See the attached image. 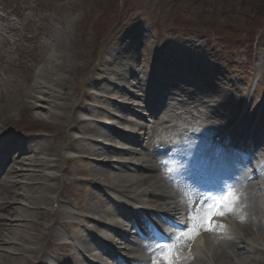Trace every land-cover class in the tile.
Returning a JSON list of instances; mask_svg holds the SVG:
<instances>
[{"label": "bare ground", "instance_id": "obj_1", "mask_svg": "<svg viewBox=\"0 0 264 264\" xmlns=\"http://www.w3.org/2000/svg\"><path fill=\"white\" fill-rule=\"evenodd\" d=\"M132 26L133 24L130 26V28L133 29ZM131 34L132 30L129 29L122 36L117 38L112 45L114 48H111L109 56L107 57V59L105 58V64L101 65L100 63L99 65L101 66L99 67L98 65L99 68L97 67L95 69L97 71L95 73L96 78H94V76L91 77V83L96 89V91L94 90L95 94H92L88 91L84 92V90L81 88V86H83L82 82L85 81V77L82 78V81L79 85L75 83L71 87L67 86L69 78L73 75L72 73L77 71L76 66H71L69 62L66 63L65 60H61L62 58L58 57V55H52L43 60V63L36 76L37 80L31 83V85L29 86V92L26 94V99H28L27 104H29L27 106L31 112H37L36 115L37 117H39V119H70L75 123V125H72L74 126L73 130H75L74 132L80 134V136L78 138H74L69 134L65 137V141L68 144L67 148H69L71 152L78 154V167L70 165L69 171L63 170L62 164H66V160L62 155V150L64 149V147H62L61 141H59V143L41 142L34 140H32L31 142L27 141L25 143H22L24 144L22 146L23 151H21L20 153V155L27 154L29 156L28 158L26 157V166H23L24 157L14 159L11 157L7 161L8 164H6V167L3 170L2 174L5 176V178L4 180H1L0 183V264H33L36 260H39V263L43 264L42 260L45 258V255L39 254L43 247L41 246V248L36 247L35 249H30L28 248V246H35L37 241H39L36 235L31 233L33 229L34 231H37L39 226H43V228L38 230L40 232L44 230L45 227L50 228L51 225H53H50L49 223H45V225H42V223L38 222V220H42L43 218H46V216L53 217V222L56 225L63 227V230L67 231V233H65V231L63 230H55V232L53 231L55 244H51V247L58 251L61 250L60 247L65 249V254H58L57 256L58 264H63L62 262H65V264H76L78 252H74L76 250H73L70 245L60 244L59 242L61 240H65L68 237V239L72 240L73 242L82 243L81 228L75 226L74 222L70 219L67 213V207L63 208V206L60 207L58 205L57 210L42 211L39 213L37 220L32 219L30 216V210L38 211V207L40 205L47 206L46 204L49 203V201L52 199L48 195L52 194L55 191L58 183L60 185V183L65 180V173H72L77 176L81 175L84 177H90V179L88 180H83V183L75 182V184H77L76 189L78 191H76L74 195V201H69L67 203L68 205L72 206L73 211H76L77 213L90 215L97 214L99 209H97V205H93V199H96L95 197L99 198L98 202H100L101 198V193H99L98 190L96 191V189L100 187L98 184H96L97 181L104 183L107 186L105 187V189H112L113 187H117L120 194L124 195L127 198H130L133 201H139V204L143 205L144 207H147L146 205H152L155 209H160L163 213H168L172 216H174L178 212L185 211V208L180 205V202L182 201V195L180 193L182 191L174 193L172 192V185L169 186L170 190H168L166 185L162 184L163 182L161 180V177L158 176V170L156 167L157 162L155 163L154 161L156 156L153 155L152 147H150L151 150L150 148L146 149L145 153H143V155H140L138 158L136 156H133L132 151L128 148H119L121 150L115 152L110 151L109 148L105 147V151L109 150V157L113 155L118 159L121 156V159L123 160L118 159V163H122L125 166H128V164L132 163L133 161L143 164L145 163V166L142 169L143 171L147 172L145 176H134L133 174L128 175L126 174V171L123 170L105 173L102 167L106 166L97 164V159H92L93 161H95L94 163H90L89 161L85 162L87 158L83 159V157L87 156L88 158L89 156L95 158L104 156L105 158H109L107 152L100 153L92 145V141L96 139H103V134L101 133V128L91 125V120L93 118H99L105 123H111V112L107 111L109 113L105 112V114H101L99 111L100 109L103 110V108H100V106L111 107L110 103H112V100L116 101L119 94L123 99H127L123 102V104H125L131 98V95L126 91L118 89L119 94L116 93V90L110 91L113 80L118 79L122 86L128 87L131 83V75L133 73L140 75V73H143L146 67H148L149 69L155 68V66L150 63L149 58L147 57L148 54H151L154 51V46L145 48V51L147 52V55L145 56L143 45L144 41L142 37L143 33L140 31H135V33L133 34L135 38ZM63 43L64 41L56 43L53 47H55V50H61L60 46L62 47ZM164 52L165 54L161 56V63L156 64V66H160V70L165 71V74H167L169 70H171L173 73H177L174 69H172V67H174L175 69L177 67H181L183 69L186 67L196 69L198 71V74L196 77L192 78L191 82L199 87L200 83L207 84V78H212L207 70L200 69V61L196 59L194 55H191L190 50L183 46V44H177V48H165ZM63 57H67L68 59V51L67 56L65 54ZM135 63H137V66L134 65ZM50 66H55L56 68L53 67L55 71H49V69H51ZM134 68H136V70ZM48 71L52 73L50 74L51 77H48L46 75ZM42 77L44 78L41 84L38 81H40ZM72 87L77 92L79 89H81V95H83V97L72 98L70 94L71 90H73ZM149 89L150 86L149 84H147L144 92H148ZM74 90L72 91L73 95L75 94ZM208 92L220 99L219 104L216 106L215 110L211 111V113L215 115L213 116V118L220 119L221 122H225L226 110H234L236 108V104H228L226 95L223 94L220 90L212 89ZM257 94L260 95L259 90L257 91ZM179 95H181L184 99H180L178 101L173 100L174 103L170 104V106H173V108H181L187 112L199 111V88H196L192 92L180 91ZM85 98H87L88 102L83 103V100ZM239 99V96L234 97L235 102L239 101ZM2 107L5 108L6 105H3ZM224 107L226 108V110L224 109L223 111H221ZM205 108H208V106H205ZM77 110L81 111V114L84 117H89L81 118L80 115L77 116ZM206 115V113H203L201 117L204 118ZM4 120L2 122L5 123ZM4 123H1L0 133L4 132ZM129 125H131L132 130L128 132L139 135V126L132 123H129ZM166 138H168L167 142L169 144H174L172 139H178L177 144L165 147L169 148V151L178 148V150L172 151L175 155L179 154V150L185 142L190 141V138L188 136L181 137L179 135V138H174L173 136L171 137L172 139H170L169 137ZM180 138L182 140V144L181 141H179ZM260 145L263 147L262 152L264 153V141H262ZM149 146H152L151 142L149 143ZM172 152L170 151V153ZM110 163L111 162L108 160V165ZM15 166L21 169L19 171H21V175H24L22 177H25V181L22 183H18L16 181L12 182V180H15L17 177L16 172L18 170L15 168ZM99 166L102 167L98 168ZM118 166L120 167V165ZM22 167H25L27 169L24 170ZM46 170L52 171L53 173L49 175L43 174L40 178L41 182L38 183L37 186H35L37 188L35 190L31 188L30 191V184L29 181H27V177L32 176H27V173L29 172L32 175H37L39 173H43ZM114 171H116V169ZM261 179L258 177V175L253 178V180L256 181H260ZM92 180L97 185L94 190L92 187H90ZM257 185H259V183H257ZM10 186L13 188V190H11ZM19 186L21 187V189H19V192L16 193V188L18 189ZM138 188H141V190L139 191ZM11 198H18L20 203L13 204L11 207H9L10 205H8V208H4V202L11 200ZM160 200L162 201L161 203L158 202ZM26 201H28L29 206H24L25 209L23 211H11L13 209L12 207L19 206ZM244 205L247 216L249 218H253L252 221L255 224V227L257 226L255 233L258 232V234H256L251 240L253 244L258 246V249L251 248L253 252L252 257L242 258L237 254L233 255V252L229 249L233 248V246L222 248L211 239L212 234H205L202 239H198L196 244L192 245V254L196 252L199 261L203 259L206 261V264H228L231 256H234L237 264H264V225L258 223V220L264 219V213H261L259 208L256 209L254 204H247L245 201ZM115 212L117 213V210ZM11 215L15 216L17 220L13 222L7 221L6 218ZM103 216L109 218L108 228H117L122 230L126 227L120 221V219H118L119 221H116L114 219V212L107 211L103 213ZM121 216H127V212H123ZM220 221L226 224L224 226L221 225L220 228L227 230L228 232L232 231L230 235H250L249 230L246 227H243L242 224H238L237 227L239 229L236 227H231L228 224V217H223V219H221ZM99 229L100 227L97 226L95 230L98 231ZM95 230L92 231L95 232ZM111 239L107 238V236L103 238V240L106 242L117 244L115 243V238ZM92 242L93 241L91 240L89 244H83V246L81 247L83 251L81 253L86 254L88 255V257H90V253L92 252ZM188 248L189 247H187V249ZM185 249L186 242L184 244L181 243L179 245V251L189 260L190 255L188 253H185ZM34 250H39L38 254H36ZM103 256H106L108 259H110L105 251L102 252L101 259ZM99 260L100 258L98 257L91 260V262L98 264ZM155 263L157 262L154 261L153 264Z\"/></svg>", "mask_w": 264, "mask_h": 264}, {"label": "rangeland", "instance_id": "obj_2", "mask_svg": "<svg viewBox=\"0 0 264 264\" xmlns=\"http://www.w3.org/2000/svg\"><path fill=\"white\" fill-rule=\"evenodd\" d=\"M0 2L3 3L1 0ZM9 5L8 10L11 13L16 10L19 13L23 11L20 21L24 19L25 13L27 17L28 12L37 11L35 12V18H29L33 20V23L37 19H40V23L34 25L36 30L32 34L35 40L27 45V52H24L22 48L15 47V42H13L15 38L11 35V32L15 28H18L14 24L13 19L15 18L0 10L5 15L4 19V15L0 13V63L3 65L0 68V79L2 81H10L6 85L2 84L1 88L7 89L12 93L6 101L7 107L0 110V119L2 121L5 117L9 118L11 122L10 129L20 124L26 125L25 121H28L26 126L29 130L40 131L45 135L41 139L47 142L50 141L51 143H57L61 138V134L65 136L70 133L68 130L71 129L67 127V123L56 119H39L36 111L31 112L28 108V112L20 110L19 106L21 107V104L17 106L14 103L15 97L19 94L18 98H23L24 92L30 86V82L33 81L34 70L38 65L37 61H43L52 55H58V57L62 58L61 60H65L66 63L69 62L71 66H76L77 71L72 73L73 75L68 80L67 86L71 87L73 84L79 83L83 72L87 73V68L89 71L90 66L94 63L96 57H98V52L103 48L104 43L101 41H104V38L108 34H110V38L115 35L118 36L131 24L135 23L133 26L135 29L138 28L137 30L145 31L146 42L150 45L154 43L158 46L162 42L161 39L167 37L165 29H167L166 25L168 21H165L168 19V16L172 17V20L168 23V27H172L173 25L176 27L193 17L195 18L199 13H214L217 15L218 13H228L235 15L249 9L245 4L242 5V0H209L206 2L202 0H29L27 3L23 0H10ZM110 5H113L112 9H109ZM61 6L64 7L62 8ZM176 8L178 9L176 10ZM64 9H67L66 13ZM173 9L175 10L174 16L172 15ZM54 16L61 19L53 20L52 17ZM118 23L120 24L117 26ZM243 23H239L241 33H245L242 28L244 26ZM47 26L49 28L46 34L45 28ZM161 28L163 30L159 31ZM5 40L8 41V44ZM63 41L64 43L62 47L60 46V49L64 50H55L54 44ZM201 41H205L207 43L205 47L209 46L221 59H229V69L236 77L244 79L256 73L264 81V74H260L263 66L257 72L258 68L256 70L250 64L252 61H264V15L259 20V29L256 32L253 50L249 59L248 56L246 57L247 42L245 44L233 43L236 46L243 45V50L232 48L226 43L228 42L226 40V42L221 41V46L215 36L210 33L200 35V45L204 43ZM181 42L188 43L186 38L181 39ZM67 51L68 59L67 57H63L65 54L67 56ZM83 56L85 62L82 60ZM239 61L246 62L252 70L250 72L238 71L236 63ZM32 62L37 65L30 66ZM209 65L213 68H221L219 64L209 63ZM50 67L49 71H55L53 68L55 66ZM3 70H6L7 74ZM49 71L46 75L51 77L50 74L52 73ZM7 75L9 76L8 78L6 77ZM43 78L38 82L42 84ZM232 80H234L233 77ZM212 86L218 88L217 83H213ZM77 95L79 96L80 94L77 92ZM2 104H4V101L0 102V105ZM20 121L21 123L18 124ZM59 193L65 196L66 190L61 186V188L57 189L56 195L60 196Z\"/></svg>", "mask_w": 264, "mask_h": 264}, {"label": "snow or ice", "instance_id": "obj_3", "mask_svg": "<svg viewBox=\"0 0 264 264\" xmlns=\"http://www.w3.org/2000/svg\"><path fill=\"white\" fill-rule=\"evenodd\" d=\"M209 219H211V217H209ZM166 264H171V261L166 260Z\"/></svg>", "mask_w": 264, "mask_h": 264}]
</instances>
